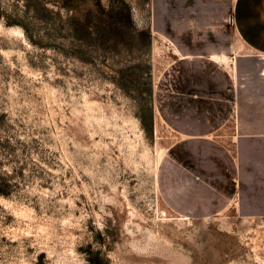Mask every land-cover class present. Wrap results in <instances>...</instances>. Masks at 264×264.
<instances>
[{
    "label": "rangeland",
    "instance_id": "374dc122",
    "mask_svg": "<svg viewBox=\"0 0 264 264\" xmlns=\"http://www.w3.org/2000/svg\"><path fill=\"white\" fill-rule=\"evenodd\" d=\"M197 6L0 0V264H264V62Z\"/></svg>",
    "mask_w": 264,
    "mask_h": 264
},
{
    "label": "crops",
    "instance_id": "0c3cea01",
    "mask_svg": "<svg viewBox=\"0 0 264 264\" xmlns=\"http://www.w3.org/2000/svg\"><path fill=\"white\" fill-rule=\"evenodd\" d=\"M202 2L205 3L204 6L202 5ZM196 5H198L197 6L198 9L203 11L208 10L210 6L211 10L210 12L204 15L205 18L211 17L215 19L216 18L225 19L226 21H228V19L229 21L230 19H233V22H231V26L234 29L237 39L239 40V42L238 41L230 42L228 40L229 33L226 25L225 26L226 31L224 35V37H226V42L221 41L223 35L221 31V35H219V37L217 36V43H215L214 46H211L209 50L210 52L205 55L206 61L204 62H206V64L210 63L211 65L223 66L221 63L216 62L215 59L212 58V56L216 54L233 57L235 60V64L234 66L233 64H231L234 67L231 68V71L233 72L234 75L238 77L240 61L242 60V57L245 58V56L246 57L248 56L247 55L239 56L238 54H232V52L230 51L246 49L248 52H251L253 54L252 60H255V58H257L259 60V64H261L260 62H264V0H231V7L229 4V0H196ZM218 10L220 11L219 15H218ZM234 55H236V57H234ZM238 56L240 57V59ZM188 58H189L188 55H184V56L182 55L178 63L182 65H192L191 61H188L189 60ZM260 73H262L264 76V67L259 66V74ZM188 81H189L188 86L183 87V89L181 87L180 93L184 97H190V96L193 97V93L196 96L195 91H197L196 90L197 88L193 78L190 76ZM200 95L201 94H198V96ZM257 95L258 94L254 96ZM258 97H264V95L262 96L261 94H259ZM255 122L256 124L254 125V129L255 128L264 129V123L261 125L260 121L258 122L255 121ZM186 135L189 138L192 137L198 138L200 136L197 134L198 136L194 137L191 133H187ZM241 140L242 139L239 137L236 139V143L238 144V147L244 144V141ZM252 140H257V139L252 138Z\"/></svg>",
    "mask_w": 264,
    "mask_h": 264
},
{
    "label": "bare ground",
    "instance_id": "6f19581e",
    "mask_svg": "<svg viewBox=\"0 0 264 264\" xmlns=\"http://www.w3.org/2000/svg\"><path fill=\"white\" fill-rule=\"evenodd\" d=\"M212 58L215 59L216 61H220V62H228V60H229L226 56H221V55H218V54L212 56ZM88 118H89V116H88Z\"/></svg>",
    "mask_w": 264,
    "mask_h": 264
}]
</instances>
